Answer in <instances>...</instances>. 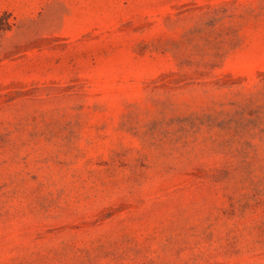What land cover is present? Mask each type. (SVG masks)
<instances>
[{"label":"rangeland","instance_id":"rangeland-1","mask_svg":"<svg viewBox=\"0 0 264 264\" xmlns=\"http://www.w3.org/2000/svg\"><path fill=\"white\" fill-rule=\"evenodd\" d=\"M0 264H264V0H0Z\"/></svg>","mask_w":264,"mask_h":264}]
</instances>
